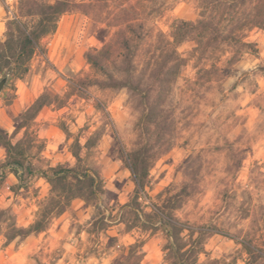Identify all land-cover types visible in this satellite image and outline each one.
Instances as JSON below:
<instances>
[{"label":"rangeland","instance_id":"obj_1","mask_svg":"<svg viewBox=\"0 0 264 264\" xmlns=\"http://www.w3.org/2000/svg\"><path fill=\"white\" fill-rule=\"evenodd\" d=\"M59 1L55 29L18 58ZM7 2L0 108L27 125L16 140L36 173L21 182L0 147V264H264V0ZM27 87L36 117L13 109ZM60 168L98 174L95 188L44 176Z\"/></svg>","mask_w":264,"mask_h":264},{"label":"trees","instance_id":"obj_2","mask_svg":"<svg viewBox=\"0 0 264 264\" xmlns=\"http://www.w3.org/2000/svg\"><path fill=\"white\" fill-rule=\"evenodd\" d=\"M67 3L65 1H59L54 5H48V9L51 10L48 12L45 8L42 9L41 13V19L38 22V30H33L29 32L28 34L25 32H22V38L19 41L20 42V52L18 58H22L23 56L27 55L28 57L33 53L36 43L38 42L39 38L42 35L48 34L52 32L56 27V20L58 18V15L66 10ZM52 12V13H51ZM232 40L235 39V36L231 34ZM228 39L227 37L224 38V40ZM8 43V40H7ZM99 55H90L89 59L97 64ZM7 57V55L5 56ZM125 70L127 72L131 69L132 60H130L128 57H125ZM7 75V74H6ZM129 86H133L129 81H126ZM126 84V85H127ZM119 84L117 82H113L112 86H118ZM135 88V87H133ZM42 104H40L37 108L32 106L30 109H28L25 114H31V116H36L38 113L40 107ZM0 142L5 147L7 154H8V161L4 165L9 171L13 172L17 178L22 182L24 181V171H21L23 168L29 169V172L32 175H35L36 172H34L31 168V166L27 167L25 166V151L22 148V145L20 142L13 143L11 138L8 135L7 130L0 125ZM75 156L79 158V154L75 153ZM146 160L147 157L142 153H137L133 156V166L132 169L134 173L136 174V177L140 180H143L147 175V167L146 166ZM72 173V177L78 182H81L84 179L89 178V185L94 187L95 180L98 178V174L93 172V177L90 176V173L88 172H78L74 168H60L58 170H55L52 175L50 174H44V176L49 179V181L54 180L59 183H66L67 179L69 177V174ZM67 186V185H66ZM65 185H63V188H66ZM95 188V187H94ZM68 192L71 191L70 195L67 197V201L70 200V198L75 197H85L84 193L81 190H78L76 192H72V188H68ZM81 189V188H80ZM100 189V188H99ZM92 193H95V190H92ZM56 196H52L51 200L58 205H60L59 201L55 200ZM58 205V206H59ZM65 203H63L59 210L63 211L65 208ZM45 217L38 219L34 224H32L29 228H19L15 231V233L11 234L9 239H14L17 236H25L28 235L31 232H39L44 230L46 227L45 224Z\"/></svg>","mask_w":264,"mask_h":264},{"label":"crops","instance_id":"obj_3","mask_svg":"<svg viewBox=\"0 0 264 264\" xmlns=\"http://www.w3.org/2000/svg\"><path fill=\"white\" fill-rule=\"evenodd\" d=\"M11 1L12 0H8V2H7V5L9 7V11L8 12L10 14H12V9H13V3ZM12 17H13L12 15L11 16H8V15L3 16V15H1V10H0V42H4L5 39H6L5 38L6 31H7V29H9V24L7 22ZM55 39H56V34L54 35V39L50 43L51 45L54 43ZM33 95H37V92H35L34 89H32L31 87H27V88L23 89L19 93L18 98L16 99L15 103L13 104V109L16 112H20V113L26 112L28 109H30L32 107L31 105H32V100H33L32 97H33ZM43 108H44V104H42V106L40 107V109H39L38 113L36 114V116H38V114L40 113V111ZM7 116L8 115L3 113V109L0 108V125L3 126L7 130L8 134L11 133V135L9 134V137L11 138L12 142L13 143H17V142H19V140H16V137H17L16 135L18 134L17 132H20L22 129L26 128L27 125L21 124V126H18V124L16 125L17 121L16 120L14 121L13 119H12L13 123H10L8 121V119H7ZM12 128L15 131V136H12V133H13ZM43 129H44V127H43ZM56 129H57L56 126H54L53 129H52V126L51 127L49 126V129L47 128L43 132V137L44 138L47 137L48 142H52L54 146H56V144H57V141L55 139L56 132L52 133L51 131L52 130L56 131ZM0 147L5 151V154H6L5 147L3 145L0 146ZM48 151L51 153V152H55L56 150H55V148L52 149V150H50L48 148Z\"/></svg>","mask_w":264,"mask_h":264},{"label":"water","instance_id":"obj_4","mask_svg":"<svg viewBox=\"0 0 264 264\" xmlns=\"http://www.w3.org/2000/svg\"><path fill=\"white\" fill-rule=\"evenodd\" d=\"M8 75H5L1 80H0V91L2 90L3 86L7 82Z\"/></svg>","mask_w":264,"mask_h":264}]
</instances>
